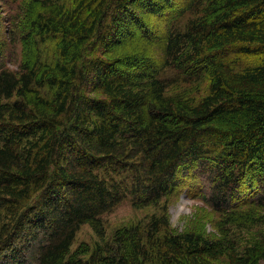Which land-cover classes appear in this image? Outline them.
<instances>
[{
  "label": "trees",
  "instance_id": "obj_1",
  "mask_svg": "<svg viewBox=\"0 0 264 264\" xmlns=\"http://www.w3.org/2000/svg\"><path fill=\"white\" fill-rule=\"evenodd\" d=\"M16 1L0 264H264V0ZM196 169L216 238L174 233L166 212L107 237L103 216L158 207ZM85 225L100 242L73 252Z\"/></svg>",
  "mask_w": 264,
  "mask_h": 264
},
{
  "label": "rangeland",
  "instance_id": "obj_2",
  "mask_svg": "<svg viewBox=\"0 0 264 264\" xmlns=\"http://www.w3.org/2000/svg\"><path fill=\"white\" fill-rule=\"evenodd\" d=\"M0 5L2 6L1 10L3 11L2 15L5 16V18H8L6 21L4 19L2 20V23H0V36L9 40L7 34L10 26L9 17L13 16L17 11V1L0 0ZM21 53L22 49L18 44L16 55L12 50L0 60V65L3 64L6 68L17 70L19 63L21 62ZM243 64L247 65L245 61ZM196 170L186 172V183L180 187L181 189H176L172 194L168 195L158 207L136 209L132 205L131 199L128 198L114 211L103 216L107 237H112L118 229L125 226L127 227L131 223L149 220V218L155 214H163L166 212L170 228L174 233L182 234L197 231L207 238H216L218 236V226L222 220L221 213L211 204L204 201L205 199L208 200L212 197L209 184L211 178L204 172H200L198 169ZM193 182L202 184L200 190H196L197 194L194 192H187L189 186H194ZM249 235L252 237L254 234L249 233ZM243 237H247V235H244ZM243 237L240 236L243 242L240 243L241 247L247 242V239ZM98 242H100V239L95 234L94 230L89 225H85L77 233L72 251L75 252L76 250L87 246L94 249L95 244Z\"/></svg>",
  "mask_w": 264,
  "mask_h": 264
}]
</instances>
